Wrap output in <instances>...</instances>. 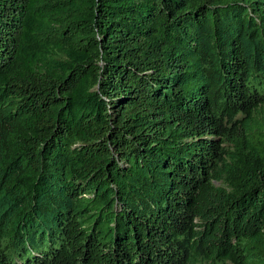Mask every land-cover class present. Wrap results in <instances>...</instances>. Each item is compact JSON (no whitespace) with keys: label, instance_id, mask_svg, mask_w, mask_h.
<instances>
[{"label":"trees","instance_id":"16d2710c","mask_svg":"<svg viewBox=\"0 0 264 264\" xmlns=\"http://www.w3.org/2000/svg\"><path fill=\"white\" fill-rule=\"evenodd\" d=\"M264 0H0V264H264Z\"/></svg>","mask_w":264,"mask_h":264},{"label":"rangeland","instance_id":"374dc122","mask_svg":"<svg viewBox=\"0 0 264 264\" xmlns=\"http://www.w3.org/2000/svg\"><path fill=\"white\" fill-rule=\"evenodd\" d=\"M256 119L259 123L264 122V110L258 112Z\"/></svg>","mask_w":264,"mask_h":264}]
</instances>
